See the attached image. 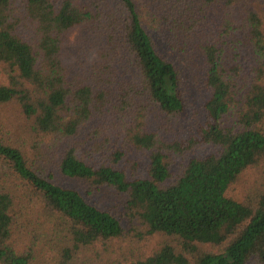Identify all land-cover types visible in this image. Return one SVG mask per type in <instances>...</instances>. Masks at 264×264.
<instances>
[{
    "label": "trees",
    "instance_id": "obj_1",
    "mask_svg": "<svg viewBox=\"0 0 264 264\" xmlns=\"http://www.w3.org/2000/svg\"><path fill=\"white\" fill-rule=\"evenodd\" d=\"M0 75V264H264V0H0Z\"/></svg>",
    "mask_w": 264,
    "mask_h": 264
},
{
    "label": "rangeland",
    "instance_id": "obj_2",
    "mask_svg": "<svg viewBox=\"0 0 264 264\" xmlns=\"http://www.w3.org/2000/svg\"><path fill=\"white\" fill-rule=\"evenodd\" d=\"M76 32H73L69 36V42H72L76 36ZM164 52V50H161ZM250 65L249 64H244L242 66L241 72L239 74V77L237 79V90L242 93L241 88L245 87L247 82L250 79ZM0 82H3V79L0 75ZM193 101L194 100V96ZM234 117L231 115L227 116L224 118L223 122L225 126H231L233 125ZM218 149L217 147H214L212 145H200L196 147L195 149L183 153L181 155H176L173 156L172 158V164L170 166V173H171V178L169 181H172L175 176L177 175L180 167L188 160L191 158H203L205 156H208L210 154L217 153ZM134 161L136 163V169L132 171V173L135 175V177L141 178L145 176L146 173V167L148 163L147 159V154L144 152H136V151H130L126 153L125 160L123 162L119 163V166L121 169H123L127 175L131 173V169L129 167V164L127 161ZM257 179H264V173L259 176V173L254 171V170H249L246 171L240 178V180L232 186V188L228 191V195L238 201H242L243 196L246 192V187L250 183H253V180ZM74 187V186H72ZM99 200V201H98ZM101 202V204L104 207H114L116 204L114 196L107 191L106 196L102 195L100 197H95L94 202ZM121 208L119 207V210ZM122 227H125V224L121 222ZM167 240L166 238L162 236H153L151 238L144 239L142 241H134L130 240L128 238L121 239L118 241L113 242V248L115 252H112V254L120 255L121 253H129L130 251L133 254H142V255H147L150 253V251L155 248L158 244L161 242ZM99 249V247H97ZM45 260V261H43ZM39 262L43 264H48L50 261H48V256L46 255L45 257L42 258ZM46 262V263H44Z\"/></svg>",
    "mask_w": 264,
    "mask_h": 264
}]
</instances>
